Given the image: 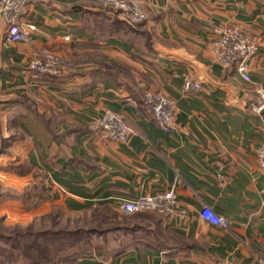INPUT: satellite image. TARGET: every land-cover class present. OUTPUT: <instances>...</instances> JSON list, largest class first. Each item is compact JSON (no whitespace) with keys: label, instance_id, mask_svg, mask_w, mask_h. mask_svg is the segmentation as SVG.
Instances as JSON below:
<instances>
[{"label":"crops","instance_id":"1","mask_svg":"<svg viewBox=\"0 0 264 264\" xmlns=\"http://www.w3.org/2000/svg\"><path fill=\"white\" fill-rule=\"evenodd\" d=\"M98 1L34 0L24 15L34 26L30 40L1 36L0 174L18 188L38 172L52 179L30 215L60 204L119 226L73 264H262L256 150L264 113L253 110L257 95L234 68L220 66L210 44L216 25H238L258 45L250 76L264 89V0H140L148 18L138 33L106 17ZM41 50L63 60L59 75L28 67ZM187 77L200 82L197 92L183 90ZM146 89L176 102L170 130L151 119ZM105 109L123 111L136 133L125 142L99 138L92 122ZM168 188L172 213L119 210L125 198ZM203 205L226 225L201 218ZM22 207L5 199L0 214H26Z\"/></svg>","mask_w":264,"mask_h":264},{"label":"built area","instance_id":"2","mask_svg":"<svg viewBox=\"0 0 264 264\" xmlns=\"http://www.w3.org/2000/svg\"><path fill=\"white\" fill-rule=\"evenodd\" d=\"M34 0H0V38L4 36L9 42H28L32 24L24 21L29 6ZM102 8L111 7L125 19L136 22L148 17L140 0H99ZM214 37L210 51L214 59L223 68H234L240 78L247 83V92L255 93L257 101L252 106L256 113L264 107V89L256 86L250 76V65L258 52V45L235 24H218L213 28ZM69 39V35L65 36ZM63 60L51 50H41L28 61V67L39 75H59L63 70ZM185 92H197L200 82L187 77L182 86ZM143 102L155 124L170 130L175 124L176 102L169 96L152 90H144ZM92 128L102 140L125 142L136 133V127L123 111L105 109L92 122ZM258 167L264 174V141L256 150ZM46 183H52L47 176ZM176 197L172 188L155 194L125 198L119 204L123 214H135L144 211L172 213L175 210ZM200 216L214 225H226V218L217 214L211 206L203 205ZM264 264V262L262 263Z\"/></svg>","mask_w":264,"mask_h":264},{"label":"rangeland","instance_id":"3","mask_svg":"<svg viewBox=\"0 0 264 264\" xmlns=\"http://www.w3.org/2000/svg\"><path fill=\"white\" fill-rule=\"evenodd\" d=\"M147 18L132 23L143 24ZM64 65L65 63L63 68ZM47 176V174L35 173L27 185L18 188L10 181L11 178L9 182L0 174V202L5 199L17 200L23 204L22 209L26 210V214L10 212V215L18 217V222L14 224L8 222L9 215L0 214V264H73L84 253L96 251L101 235L98 233L99 230L113 226L112 223L105 224L103 215L101 216L97 211L89 214L73 213L60 204L50 205L47 211L41 214L30 215V209L45 199L42 196L51 184L46 183ZM85 231H91L89 237ZM73 232L78 239L72 237ZM27 235L32 240H37L29 248L23 247L24 243L20 244L29 238ZM83 235L85 238H81ZM51 236L57 240V243L52 240L48 242L47 248L42 250L40 240ZM101 236L103 239L104 236ZM86 247L88 249L81 253V249ZM58 248L65 250L59 251Z\"/></svg>","mask_w":264,"mask_h":264},{"label":"trees","instance_id":"4","mask_svg":"<svg viewBox=\"0 0 264 264\" xmlns=\"http://www.w3.org/2000/svg\"><path fill=\"white\" fill-rule=\"evenodd\" d=\"M99 7V6H98ZM106 17L108 16V17H110V18H113V19H115V21L117 22V24L118 23H120V25L127 31V32H131V33H138V29H139V27L142 25V23L141 24H133L132 22H130L129 20H127V19H125L123 16H121L120 14H119V12L118 11H116V10H113V9H110V8H101V7H99L98 8ZM135 27H137V28H135ZM46 196H45V194H43V196H42V198H45ZM35 198H37V196L35 197ZM35 200V199H34ZM38 200V199H37ZM103 222L105 223V224H109L110 225V223H112V227L110 226V227H107V228H104V229H101V230H99L98 231V233L99 234H101V235H103L104 237H105V235L107 234V233H113L114 232V230H115V228H119V226H115V224L113 223V221H109L108 219H107V217H105V216H103ZM85 232H87L88 233V237H89V233L91 232V231H85ZM73 235L74 236H72L74 239H78L76 236V234L73 232ZM85 235V234H84ZM84 235H83V237H81V238H85L84 237ZM28 237H29V235H27ZM107 236V235H106ZM23 237H26V236H23ZM79 237V236H78ZM105 238H107V237H105ZM104 238V239H105ZM60 239V238H59ZM52 240H53V242H55V244L57 243V240L55 239L54 240V238L51 236L50 238H48V237H45V238H42L41 240H40V243H41V247H42V250L44 249V248H47V244H48V242H52ZM21 241V240H20ZM36 241L37 240H32L30 237L29 238H27V240H23L22 242H20V244L22 243H24L23 245V247H25V248H29L30 246H31V244H35L36 243ZM61 249H64L65 250V248H58V250L59 251H61ZM88 248L86 247V248H82L81 249V253H84L86 250H87ZM84 251V252H83ZM39 255V254H38ZM37 255V256H38ZM34 257H36V256H34ZM77 261V260H76ZM74 263V262H73Z\"/></svg>","mask_w":264,"mask_h":264},{"label":"clouds","instance_id":"5","mask_svg":"<svg viewBox=\"0 0 264 264\" xmlns=\"http://www.w3.org/2000/svg\"><path fill=\"white\" fill-rule=\"evenodd\" d=\"M8 222L10 223H17L18 222V217H15V216H12V215H9L8 217Z\"/></svg>","mask_w":264,"mask_h":264},{"label":"water","instance_id":"6","mask_svg":"<svg viewBox=\"0 0 264 264\" xmlns=\"http://www.w3.org/2000/svg\"><path fill=\"white\" fill-rule=\"evenodd\" d=\"M261 112H263V113H264V107L262 108Z\"/></svg>","mask_w":264,"mask_h":264}]
</instances>
